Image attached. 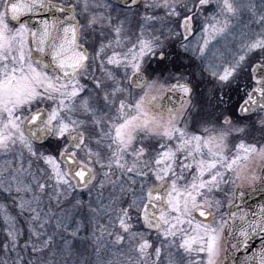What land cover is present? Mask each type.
Segmentation results:
<instances>
[{
    "label": "snow or ice",
    "instance_id": "6c2138e0",
    "mask_svg": "<svg viewBox=\"0 0 264 264\" xmlns=\"http://www.w3.org/2000/svg\"><path fill=\"white\" fill-rule=\"evenodd\" d=\"M0 237V264H264V0H0Z\"/></svg>",
    "mask_w": 264,
    "mask_h": 264
},
{
    "label": "water",
    "instance_id": "95a60500",
    "mask_svg": "<svg viewBox=\"0 0 264 264\" xmlns=\"http://www.w3.org/2000/svg\"><path fill=\"white\" fill-rule=\"evenodd\" d=\"M258 199H259V198H256L257 201H258ZM253 203H254L253 201H251V200L249 201V204H253ZM241 256H242L241 253H237V257H238V258L241 257Z\"/></svg>",
    "mask_w": 264,
    "mask_h": 264
},
{
    "label": "rangeland",
    "instance_id": "374dc122",
    "mask_svg": "<svg viewBox=\"0 0 264 264\" xmlns=\"http://www.w3.org/2000/svg\"><path fill=\"white\" fill-rule=\"evenodd\" d=\"M257 2H258V0H257ZM0 238H2V237H0Z\"/></svg>",
    "mask_w": 264,
    "mask_h": 264
}]
</instances>
